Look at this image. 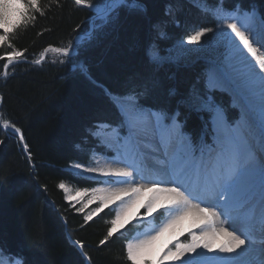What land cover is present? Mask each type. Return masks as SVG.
Instances as JSON below:
<instances>
[{"label":"snow or ice","instance_id":"snow-or-ice-1","mask_svg":"<svg viewBox=\"0 0 264 264\" xmlns=\"http://www.w3.org/2000/svg\"><path fill=\"white\" fill-rule=\"evenodd\" d=\"M188 2L216 23L194 24L186 41L181 38L177 44L163 49L150 39L144 55L156 67L202 59L204 70L200 76L184 94H178L175 87L169 89V97H178L174 109L141 102L158 87L154 79L122 94L106 90L109 103L120 118L115 129L116 143H122L124 148L122 154L118 150L112 162L123 166L102 169L77 163L75 168L109 178L105 182L127 185L92 189L93 200L102 206L97 212L108 203L119 201L112 227L100 245L118 231L117 222L137 202L141 192L153 193L141 205L145 216L160 209L166 219L154 233L126 244L131 264H144L143 258L154 242L189 216L198 220L199 234L189 232L190 240L186 243L177 241L168 247L160 264H164L165 257L179 264H264V54L258 55L264 49V16H260L255 5L245 10L242 0H236L231 10L224 8V0ZM73 3L93 13L89 18L92 21L87 33L89 42L106 34L104 30L109 26L114 27L122 12L125 16L143 18L148 13L145 0H73ZM175 6L182 7L181 0H175ZM172 8L169 3L164 10L166 17L171 15ZM34 13L43 15L39 0H0V44L8 43L17 30L34 21ZM149 23L158 40L168 38L165 21ZM186 43L196 47L188 48ZM77 47L70 43L67 47L46 48L45 52L69 58ZM21 57L20 51L8 54L3 68L8 70ZM43 58L35 63L40 64ZM80 67L81 74H86L87 65L82 63ZM218 91H228L233 97L232 107L239 109V115L231 121L214 98ZM181 107L203 114V127L195 142L182 130L178 120ZM2 123L5 129L10 128L7 120ZM11 127L14 134L20 133L19 128ZM99 127L98 123L97 131ZM120 129L125 130L123 137L119 135ZM148 137L159 144L152 148V153L141 148ZM20 139L23 140L22 135ZM153 173L161 178H152ZM137 177L147 183L137 184ZM58 187L67 194L66 200L76 198L64 183ZM80 195L81 192L76 193ZM92 218L93 213L84 217L86 222ZM256 233L262 247L259 259L253 261L249 257L257 251L253 248ZM214 240L218 242L214 244Z\"/></svg>","mask_w":264,"mask_h":264},{"label":"trees","instance_id":"trees-1","mask_svg":"<svg viewBox=\"0 0 264 264\" xmlns=\"http://www.w3.org/2000/svg\"><path fill=\"white\" fill-rule=\"evenodd\" d=\"M95 2V0H94ZM236 0H224L231 10ZM43 15L17 30L8 43L0 44V75L7 55L20 51L23 59L11 65L0 79V121L19 128V137L0 126V255L19 264H131L126 243L133 232L114 233L104 244L112 217L105 211L91 221L80 205L65 199L64 183L74 188H88L92 182L72 171L75 163L90 164L92 155H110L93 132L98 123L116 125L120 119L105 92L122 94L151 82L158 87L142 103L176 108L178 97H169L175 87L184 94L203 71L201 60L182 61L156 67L149 63L144 48L149 40L161 49L184 38L192 25L213 26L215 20L201 14L188 0H145L147 18L125 16L105 29L98 40L84 39L75 55H48L40 65L33 64L46 48L67 47L74 37L89 29L87 8L73 0H39ZM173 4L171 15L165 8ZM245 10L255 5L264 14V0H242ZM165 21L168 38L158 40L149 21ZM63 61V63L61 62ZM87 73L81 74V64ZM75 65L74 69L71 66ZM214 98L229 118L238 110L229 106L225 92ZM203 114L180 108L179 122L193 142L201 134ZM91 129V132L88 130ZM82 244L81 250L74 242Z\"/></svg>","mask_w":264,"mask_h":264},{"label":"rangeland","instance_id":"rangeland-1","mask_svg":"<svg viewBox=\"0 0 264 264\" xmlns=\"http://www.w3.org/2000/svg\"><path fill=\"white\" fill-rule=\"evenodd\" d=\"M97 23H99V21H97ZM215 23H216V21H215ZM90 25H92V21L91 20H90ZM0 31H2V30H0ZM189 32L183 38L185 41H186V38H187V35L189 34ZM79 35H82V34H79ZM76 36H78V35H76ZM82 37H83V35L81 36V39L78 41V43H76L75 45L79 44L84 39H88V37H83V38ZM185 46L188 47V48L196 47V45H191V44H187V43L185 44ZM48 55H52V56L58 55V56H60L61 54L55 53V52H52V51H48V52H44L38 59H41V57L43 56L44 58L41 60V63H43V61H45V59H46V56H48ZM16 60H18V59H16ZM195 60H197V59H195ZM199 60L203 61L202 59H199ZM203 63H204V61H203ZM203 70H204V68H203ZM225 93L229 96V98H230L229 106L232 107L233 98L227 92H225ZM236 109L238 110V114H239V109L238 108H236ZM0 117H1V114H0ZM0 122L2 123V120ZM99 124H100L99 130L97 131V129H95L93 134L98 139L100 144L105 146V148L109 151L110 155L109 156L108 155L105 156V155H103L101 153H95V154L92 155V163H90V164H81V163H79L83 167L97 168L100 165L99 168L103 169V167H101L102 164H105L106 162L113 160L116 157V155H117L116 153L118 152V150L119 151H124L123 144L122 143H120V144L116 143V140H117V131L115 130L116 129V125L105 126L106 123H99ZM9 125H11V124H9ZM107 125H109V124H107ZM119 135L121 137H123L125 135V130L120 129L119 130ZM185 135L189 137V135L187 133H185ZM108 139H110V140H108ZM111 139H113L114 145H111V144L108 143L109 141H111ZM75 164H77V163H75ZM75 164H73V166H72V171L73 172L83 176L84 178H86L89 181L98 182V185L94 184V185H92L91 187H88V188H74L72 186L67 185V187L71 190L72 195L74 197H76L74 200L69 201V202H71L73 204H76V205H80V207L82 209H85L88 212V214L89 213H93V217H95L96 215H98L101 212L105 211L106 214H108V215H110L112 217V220L115 219V213H116V211H118V209L114 205L113 206L112 205H107L106 207H103L102 211H99V212L96 211V209L101 208L102 206L99 204L98 200H93V198H92V189L103 187L101 185V181L96 179V178L93 179L91 174L82 172V169H76L75 168ZM85 189H87V192L84 191ZM77 192H81L82 195L76 196ZM64 194H65V196L67 195L65 192H64ZM89 201H91V203H89ZM85 205H87V206H85ZM157 214L158 213L153 212L151 216H145V209L144 208L138 209L133 216H129V217H125V218L122 217L121 220L117 222L116 227H117L118 231L115 232V233L124 234L127 231L133 230V232L131 233V235L129 236V239L127 241V243H128L129 241L132 240V238L134 236H136L135 234L138 235L139 233L144 232V229H145V231H148L146 227H148L149 229L152 228L151 230H154V228H157V226H158L157 224H158V222L160 220L159 217L157 216ZM181 242L185 243L187 241H181ZM143 260H144V264H155V263L156 264H160V259H156L154 254H151V255L147 254L146 256H144ZM14 262L16 264L19 263V261H17V260H15ZM0 264H2V261H0ZM164 264H179V263H174V262H172L170 260V258L165 257L164 258Z\"/></svg>","mask_w":264,"mask_h":264},{"label":"bare ground","instance_id":"bare-ground-1","mask_svg":"<svg viewBox=\"0 0 264 264\" xmlns=\"http://www.w3.org/2000/svg\"><path fill=\"white\" fill-rule=\"evenodd\" d=\"M257 12H259V11L257 10ZM260 16H264V14H260ZM91 28H92V25H90V29ZM77 35L78 36L74 37L75 39H73V41H72V44H74V45L76 43H78V41L81 39L82 35H83V37H88L87 34H82V35L77 34ZM254 46H257V45H254ZM262 54H264V49H260V51L258 52V55H262ZM248 55L250 56V54H248ZM253 62H255V61L253 60ZM225 92L230 94L228 91H225ZM230 96L232 97V95H230ZM225 115H227L226 112H225ZM227 117L230 120L228 115H227ZM2 127H4L3 124H2ZM5 130L13 131L11 125H10L9 129H5ZM108 140H110V139H108ZM108 143L111 144V145H114L113 139H111V141H109ZM21 144L24 145L22 140H21ZM153 147H159V144L152 137H148L147 140L145 141V144L141 145V148H142V150L145 153H152V148ZM120 153L122 154L123 151H120ZM115 158H117V155H116ZM112 161L113 160L108 161L105 164H102L101 167H103V169H107V168H112V167L123 166V165L115 164ZM99 167H100V165H99ZM99 167H97V168H99ZM91 175H92V177H96V179L101 181V185L103 187H101V186L100 187L103 188V189H111V188H116V187H127V185H119V184H115V183H112V182H105V181H108L109 178L104 177L103 175H101L99 173H94V174H91ZM146 175H147V173H146ZM152 178L158 179V178H161V177H159L155 173H153L152 174ZM96 183L98 185V182H96ZM136 183L137 184H145V183H147V181L146 180H141V179H139L137 177ZM152 194L153 193L148 192V191L141 192L140 196L137 197V202L125 213L123 218L129 217V216H133L138 209L143 208V207H141V205L145 204L147 202V200L149 198H151ZM193 203H195V201H193ZM118 204H119V201H116L115 203H108V205H112V206L114 205L116 207H117ZM117 209L119 210L118 207H117ZM156 213H158L157 216L160 219L158 224H157L158 225L157 228H154V230H151L152 228L149 229L148 227H146L148 231H145V229H144V232L139 233L138 235L135 234L136 236H134L131 241H135L137 239H143L146 234L154 233L156 230H158L160 225L165 221L166 217H165V215L161 214L162 210H160V209H158L156 211ZM197 224H198V220L195 217L189 216V217L185 218L178 225L174 226L173 228L168 229L156 242H154V245L151 247L150 252L148 254H150V255L154 254L156 259H161L162 254L167 250V248L173 246L177 241L181 242V241L190 240L189 232H196L197 234H199V227H197ZM225 226L226 227L228 226L227 223H225ZM239 226H240L239 223H237V227H239ZM229 230L231 231L232 229L229 228ZM256 236H259V233H256L255 237ZM217 242L218 241H216V240L213 241L214 244L217 243ZM253 248L257 250V245L254 244ZM257 256H258V253L256 251V252L253 253V255H251L249 257V259L253 260V261H256L257 258H258ZM170 260L172 262H174V263H179L178 261H174L172 259H170Z\"/></svg>","mask_w":264,"mask_h":264},{"label":"water","instance_id":"water-1","mask_svg":"<svg viewBox=\"0 0 264 264\" xmlns=\"http://www.w3.org/2000/svg\"><path fill=\"white\" fill-rule=\"evenodd\" d=\"M83 34H85V33H83ZM75 68V65H72L71 66V69H74ZM2 127V126H1ZM2 129H4L5 130V128L4 127H2ZM10 132H12L13 133V131H10ZM19 138L21 137V132L20 133H15ZM23 141V140H22ZM24 146V145H23ZM72 241V240H71ZM72 242H74V241H72ZM75 243V245L77 246V248L79 249V250H81V247L76 243V242H74Z\"/></svg>","mask_w":264,"mask_h":264},{"label":"built area","instance_id":"built-area-1","mask_svg":"<svg viewBox=\"0 0 264 264\" xmlns=\"http://www.w3.org/2000/svg\"><path fill=\"white\" fill-rule=\"evenodd\" d=\"M7 75L6 70L3 71V73L0 75V79H3Z\"/></svg>","mask_w":264,"mask_h":264}]
</instances>
